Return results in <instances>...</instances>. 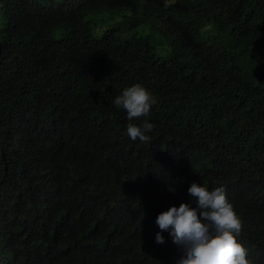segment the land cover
Instances as JSON below:
<instances>
[{"label":"trees","instance_id":"16d2710c","mask_svg":"<svg viewBox=\"0 0 264 264\" xmlns=\"http://www.w3.org/2000/svg\"><path fill=\"white\" fill-rule=\"evenodd\" d=\"M193 182L264 264V0H0V264H176L155 220Z\"/></svg>","mask_w":264,"mask_h":264},{"label":"clouds","instance_id":"9594fccd","mask_svg":"<svg viewBox=\"0 0 264 264\" xmlns=\"http://www.w3.org/2000/svg\"><path fill=\"white\" fill-rule=\"evenodd\" d=\"M156 103L153 94L139 83L114 98V106L127 114L126 133L131 140L151 139L147 133L153 131L152 123L147 119L141 125L132 121L148 117ZM169 191L174 194L175 187L169 186ZM188 194L189 203L171 206L157 215L155 223L161 231L156 234V243L164 244L163 233L168 232L180 252L176 264H251L247 249L238 242L242 221L225 187L209 190L206 184L193 182Z\"/></svg>","mask_w":264,"mask_h":264}]
</instances>
